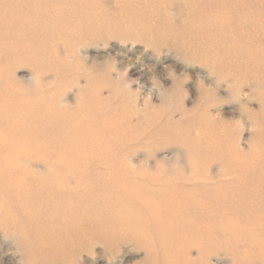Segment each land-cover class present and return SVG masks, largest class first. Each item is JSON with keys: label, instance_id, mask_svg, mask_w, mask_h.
Returning <instances> with one entry per match:
<instances>
[{"label": "rangeland", "instance_id": "374dc122", "mask_svg": "<svg viewBox=\"0 0 264 264\" xmlns=\"http://www.w3.org/2000/svg\"><path fill=\"white\" fill-rule=\"evenodd\" d=\"M247 1L0 0V264H264Z\"/></svg>", "mask_w": 264, "mask_h": 264}, {"label": "bare ground", "instance_id": "6f19581e", "mask_svg": "<svg viewBox=\"0 0 264 264\" xmlns=\"http://www.w3.org/2000/svg\"><path fill=\"white\" fill-rule=\"evenodd\" d=\"M242 5H245V8H248V9H256L255 10V14H253V15H259L261 18H262V20L264 21V9L261 11V10H259V5H258V0H256V1H247L245 4H242ZM233 12H234V14H239V13H241V12H235L234 10H233ZM252 15V16H253ZM264 31V30H263ZM254 54L253 53H251V55H250V58L251 59H253V56ZM263 61H264V59H263ZM253 66H255V64L253 65ZM261 67L264 69V65H261ZM247 164H250L249 162L247 163ZM233 178H236V177H233ZM238 178H241V177H238ZM226 184H229V182H225ZM237 183L238 184H240V182L238 181V179H237ZM206 184H212L211 182H208L207 180L205 181V183L203 182V186L204 187H206ZM260 187H264V183L263 184H261V186ZM238 188H240V185H238V186H236L235 187V189H234V191L235 192H237V193H233L232 194V196L234 197L232 200H234L235 201V197H238L240 194H239V189ZM208 190L207 189H205V192H207ZM257 196V195H256ZM204 198H207V195H205L204 196ZM250 198H251V196H248L247 197V200H250ZM252 199V198H251ZM230 201H226V203H229ZM264 204V203H263ZM263 207H264V205H262ZM206 214V213H205ZM206 218V217H205ZM208 218V217H207ZM235 220H236V218L235 219H232V220H230L231 222H235ZM221 234H223V233H221ZM226 235V234H225Z\"/></svg>", "mask_w": 264, "mask_h": 264}]
</instances>
